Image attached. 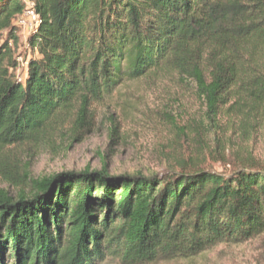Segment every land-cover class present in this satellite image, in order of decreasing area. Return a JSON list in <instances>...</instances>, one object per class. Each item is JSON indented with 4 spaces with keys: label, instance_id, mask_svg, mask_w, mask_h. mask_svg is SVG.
<instances>
[{
    "label": "trees",
    "instance_id": "16d2710c",
    "mask_svg": "<svg viewBox=\"0 0 264 264\" xmlns=\"http://www.w3.org/2000/svg\"><path fill=\"white\" fill-rule=\"evenodd\" d=\"M28 3L38 23L19 76ZM156 71L193 86L215 139L223 128L252 138L264 123V0H0V264H150L264 233L262 160L37 180L17 161L66 114Z\"/></svg>",
    "mask_w": 264,
    "mask_h": 264
},
{
    "label": "rangeland",
    "instance_id": "374dc122",
    "mask_svg": "<svg viewBox=\"0 0 264 264\" xmlns=\"http://www.w3.org/2000/svg\"><path fill=\"white\" fill-rule=\"evenodd\" d=\"M28 35L19 26L18 45L14 47L19 76L31 55ZM203 111L190 83L179 82L168 71L151 72L123 84L103 100L87 104L82 114L78 108L66 114L40 144L21 146L14 155L29 169L33 180L87 167H105L111 174H162L181 161H192L217 172H229L237 162L264 161V123L249 139L227 128L215 139L201 128ZM223 149L226 160L220 158ZM65 192L64 187L55 193L57 205H62ZM150 264H264V233L242 244L222 242L196 256Z\"/></svg>",
    "mask_w": 264,
    "mask_h": 264
},
{
    "label": "built area",
    "instance_id": "2783aa9c",
    "mask_svg": "<svg viewBox=\"0 0 264 264\" xmlns=\"http://www.w3.org/2000/svg\"><path fill=\"white\" fill-rule=\"evenodd\" d=\"M38 23V16L35 13L32 3H28L25 11L17 20V25L24 27L27 32H30Z\"/></svg>",
    "mask_w": 264,
    "mask_h": 264
}]
</instances>
